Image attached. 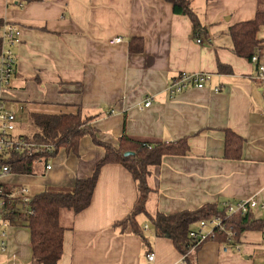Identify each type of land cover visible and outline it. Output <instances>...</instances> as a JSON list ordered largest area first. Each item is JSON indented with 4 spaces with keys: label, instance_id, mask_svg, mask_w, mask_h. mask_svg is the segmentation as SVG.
<instances>
[{
    "label": "crops",
    "instance_id": "0c3cea01",
    "mask_svg": "<svg viewBox=\"0 0 264 264\" xmlns=\"http://www.w3.org/2000/svg\"><path fill=\"white\" fill-rule=\"evenodd\" d=\"M257 8L258 0H195L205 31L196 37L190 20L163 0H0V25L19 30L14 75L0 94L16 116L14 135L31 137L37 131L32 115L80 112L97 116L91 126L101 144L117 147L123 134L149 142L185 140L186 154L164 156L150 179L155 191L149 213L263 201L264 95L253 82L254 67L232 53L228 35L231 26L253 20ZM116 37L122 42L110 45ZM256 39L264 48V26ZM263 51L258 52L264 57ZM182 72L210 79L202 89L169 99L167 87ZM147 97L152 104L142 108ZM227 131L242 139L239 160L224 158ZM103 155L101 146L83 137L76 153L59 149L47 161L50 170L36 164L33 174L10 173L0 185L6 193L25 187L30 196L50 187L71 189L76 179L91 176ZM136 198L134 180L123 166H102L89 206L64 231L59 264H179L182 259L186 264H264L262 213H250L253 222L262 223L259 229L236 233L233 246L239 251L228 245L224 252L223 244L209 240L183 255L169 239L154 236H148L147 251L139 237L113 229ZM14 204L13 198L9 209ZM62 219L70 223L66 215ZM138 221L151 235L146 217ZM5 231L0 264H32L30 231L23 221L13 219ZM150 252L153 262L146 258Z\"/></svg>",
    "mask_w": 264,
    "mask_h": 264
},
{
    "label": "trees",
    "instance_id": "16d2710c",
    "mask_svg": "<svg viewBox=\"0 0 264 264\" xmlns=\"http://www.w3.org/2000/svg\"><path fill=\"white\" fill-rule=\"evenodd\" d=\"M163 1L172 6L174 14L186 16L190 20L195 35L204 31L199 17L193 9L195 0ZM206 1L210 3L213 0ZM263 26L264 0H258V8L253 20L233 25L228 29V35L232 41V53L250 61L252 55L264 50L260 47L263 41L256 39L259 28ZM96 117H83L80 112L76 115H32L31 121L37 131L31 137L19 136L24 143L20 152L8 151L1 156L3 159L0 166H7L10 173L31 175L34 173L36 164H46L49 159L56 156L59 149L63 148L68 154L76 153L78 144L83 137H89L94 144L104 149L103 157L95 164L93 172L88 178L76 179L71 189L50 187L30 197L28 208L32 214L22 213V210L17 208L20 205L17 202L10 208V212L7 214L8 223L17 218L23 221L30 231L31 263H60L64 231L71 229L73 217L89 206L99 170L106 164L123 166L131 174L137 193L131 212L124 219L113 224L114 231L118 235L139 237L142 246L147 251L150 249V236L166 238L172 241L176 250L185 254L190 243L189 232L195 229L198 222L217 216L225 217L224 209L211 204L193 211H181L171 215L158 211L154 213L147 211L148 199L155 191L151 186L150 179L160 167L164 156L186 154L188 150L186 141L149 142L123 134L118 139L117 147L101 144L96 140L94 128L91 126V122ZM242 143L241 138L227 131L225 133L224 158L239 160ZM25 145L27 146L25 147ZM126 152H132L133 155L125 157L124 153ZM250 213L242 218L228 219L227 226L232 227L237 235L248 229H259L262 223L259 225L253 222ZM64 215L70 220L69 224L63 222L62 216ZM140 216L146 217L151 235L146 234L143 230L138 221ZM213 241L224 244L225 236L217 235Z\"/></svg>",
    "mask_w": 264,
    "mask_h": 264
},
{
    "label": "built area",
    "instance_id": "2783aa9c",
    "mask_svg": "<svg viewBox=\"0 0 264 264\" xmlns=\"http://www.w3.org/2000/svg\"><path fill=\"white\" fill-rule=\"evenodd\" d=\"M198 34H196V37ZM19 42V30L15 26L10 24L0 25V94L6 90L11 83V79L14 75L16 58L13 52V48ZM122 42L119 37L112 38L109 41L110 45H117ZM196 42L201 43L200 39H196ZM250 64L254 67V73L252 76L253 82L257 89L262 91L264 95V57L260 53H255L250 58ZM210 76L203 73H179L174 77L167 87V94L169 99H173L175 96L181 94L185 90L194 88L202 89ZM152 104L151 98H145L142 108H149ZM264 115V106H263ZM16 116L12 110L0 98V162L3 159L1 157L8 151L20 152L24 146L23 140L19 136L14 135ZM27 145H25L26 147ZM24 147V148H25ZM33 148V146H30ZM48 150V148H46ZM51 165L48 162L45 164V170H50ZM10 174L7 166H0V179L5 175ZM28 190L25 187H21L11 193H6L0 186V252H6V231L5 228L8 225L7 214L10 212L9 205L13 198L21 197L20 205L22 213L30 215L32 211L28 208L30 198L26 196ZM24 206V207H23ZM222 208L225 211V217H213L208 220H203L197 223L195 229L189 232L190 243L188 245L187 252H191L197 249L200 245L209 240H215L217 235L225 236V243L223 244L224 252L228 250V245H232L235 242L236 232L232 227L227 226V220L230 218H242L247 216L252 211L260 212L264 215V200L258 201L256 198H249L246 200H238L235 202H225L222 204ZM144 230H148V226L143 227ZM264 243V240H263ZM236 251L240 250L239 246H233ZM184 255V254H183ZM149 262H153L154 254L152 252L146 255ZM179 264H186L184 259Z\"/></svg>",
    "mask_w": 264,
    "mask_h": 264
},
{
    "label": "rangeland",
    "instance_id": "374dc122",
    "mask_svg": "<svg viewBox=\"0 0 264 264\" xmlns=\"http://www.w3.org/2000/svg\"><path fill=\"white\" fill-rule=\"evenodd\" d=\"M31 126V125H30ZM26 127V126H25ZM25 127L23 128V130L22 131H24V129H25ZM15 129H16V125H15ZM16 133V130H14V134ZM24 135V134H23ZM39 165H40V163H38ZM27 189V188H26ZM28 190V189H27ZM31 195V193H29V190H28V193L26 194V196L27 197H32V196H30ZM15 202H17V203H20V199L19 198H15V200H14Z\"/></svg>",
    "mask_w": 264,
    "mask_h": 264
},
{
    "label": "water",
    "instance_id": "95a60500",
    "mask_svg": "<svg viewBox=\"0 0 264 264\" xmlns=\"http://www.w3.org/2000/svg\"><path fill=\"white\" fill-rule=\"evenodd\" d=\"M129 155H133V153L132 152H126V153H124V156L125 157H127V156H129ZM21 207H19V209H20Z\"/></svg>",
    "mask_w": 264,
    "mask_h": 264
}]
</instances>
